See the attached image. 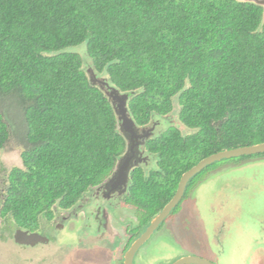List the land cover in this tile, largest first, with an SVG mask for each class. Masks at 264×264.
<instances>
[{
	"label": "trees",
	"instance_id": "1",
	"mask_svg": "<svg viewBox=\"0 0 264 264\" xmlns=\"http://www.w3.org/2000/svg\"><path fill=\"white\" fill-rule=\"evenodd\" d=\"M81 47L92 71L128 94L136 126L171 115L175 101L178 121L192 130L167 128L147 143L156 171L148 178L134 172L131 186L140 225L202 159L264 143L262 7L239 0H0V150L8 119L20 121L24 141L22 168L9 171L1 205L14 227L36 231L42 218L52 219V207H74L125 151L109 100L73 52Z\"/></svg>",
	"mask_w": 264,
	"mask_h": 264
},
{
	"label": "rangeland",
	"instance_id": "2",
	"mask_svg": "<svg viewBox=\"0 0 264 264\" xmlns=\"http://www.w3.org/2000/svg\"><path fill=\"white\" fill-rule=\"evenodd\" d=\"M73 52L81 57L87 77L95 74L88 66L91 60L85 49L81 47ZM95 75L98 80L107 79ZM178 110L174 101L169 121L157 120L160 122L155 137L170 126L182 135L192 133L178 121ZM8 122L10 136L0 150V264H123L124 233L129 228L126 218L134 219L130 209L119 210L116 220L123 219L120 225L110 216L112 233H117V237L106 232L108 235L97 233L89 238L90 234L86 233L89 230L81 222L82 213L77 221L64 223L60 210L54 207L53 219L47 222L42 218L37 229L38 234L50 238V243L37 244L34 248L15 244L13 235L17 228L9 215L4 219L1 205L9 187V171L22 168L20 154L24 141L20 121L13 118L12 123L9 119ZM204 174L205 178L198 175L194 185L189 184L188 196L138 250L133 264H172L182 257H197L213 264L264 261V156L221 160L211 164ZM176 209L177 215L171 218Z\"/></svg>",
	"mask_w": 264,
	"mask_h": 264
},
{
	"label": "water",
	"instance_id": "3",
	"mask_svg": "<svg viewBox=\"0 0 264 264\" xmlns=\"http://www.w3.org/2000/svg\"><path fill=\"white\" fill-rule=\"evenodd\" d=\"M245 3H253L263 8L264 15V0H239ZM89 82L92 86L98 87L104 92V95L109 100L113 112L119 123V132L126 142V152L119 159L112 177L109 181L110 188L126 185L129 173L133 167V160L135 159L136 150L138 148V139L142 138L137 135V128L130 117L127 109L128 94H121L116 88L109 86L107 81L98 80L95 74L89 76ZM145 137V136H144ZM264 154V143L238 147L230 150H223L221 152L212 154L195 166L184 172L180 177L177 189L170 201L162 208V210L150 221L149 226L144 233L141 234L132 244L129 250L126 251L123 257V264H133V257L137 250L149 239L153 232L160 226V224L169 216L180 203L185 192L187 183L195 177L199 172L207 166L225 159L239 158L243 156H254ZM137 164V163H136ZM15 243L18 245L34 247L37 244H47L49 239L36 232L27 233L17 230L14 236ZM173 264H213L207 260L197 257H182L176 260ZM258 264H264L261 260Z\"/></svg>",
	"mask_w": 264,
	"mask_h": 264
},
{
	"label": "flooded vegetation",
	"instance_id": "4",
	"mask_svg": "<svg viewBox=\"0 0 264 264\" xmlns=\"http://www.w3.org/2000/svg\"><path fill=\"white\" fill-rule=\"evenodd\" d=\"M168 116H170V115L162 116L160 119L164 122L169 121ZM157 120H159V119H155V121H151V122H149L148 125L143 126V127L135 125L137 128V135H141L142 138L137 140L138 141V148L136 150L137 156L133 160V167L129 173L128 181H127L126 185H124V186L120 185L117 188H115V187L110 188L109 181H110L112 174L115 170V168H114L111 175H109L98 186L88 188L87 192L84 195H82V198L79 200L78 204H76L74 207H71L69 209L60 210V213H59L60 218L64 221V223L69 222L72 219H75V221H77V218L79 219V217H78L79 213H82L83 218H82L81 222L83 223V226L86 229V231H87V229L89 230L86 232V233L90 234L89 238H92L91 236L93 234H97V233H100V234L109 233L110 234V233H112V228L114 229V226H112L110 216H111V219L113 221H115L116 224L120 225L123 222V219L116 220V216H117L119 210H122V211H125L127 209L133 210L134 219L132 218V221H130L129 218H126V221H127L126 227H129V228L126 229L125 233H124V235L126 236V242H125V247L123 249L124 253L122 255V258L124 257L126 251L130 249L131 244L138 237H140L142 233L145 232V230L147 229V227L150 224V221L162 210L161 209L154 217H151V219L149 220V222L146 225H144V224L140 225V220L136 217V215H138L140 213H139L138 208L132 204V202H134V198L131 196V186L133 185L132 184L133 173L137 171V172H140L144 178H148L151 175V172L156 171L157 164H155L156 163L155 157L153 156L154 154L148 150L147 143L150 140H152L153 138H155V136H154L155 129L158 127L159 122H160V121L158 122ZM171 127L172 126H170L168 128H171ZM172 128L176 129L175 127H172ZM125 152L126 151H124V153ZM118 161H117V163H118ZM202 171L199 172L198 174L202 173ZM195 177H193V178H195ZM203 178H205L204 173H203ZM192 179L187 183V186H186V189H185V192L183 194L181 201L184 200V198L186 196H188V194H189V190H188L189 184L191 182H192L191 184L195 183V180L194 179L192 180ZM186 191H187V194H186ZM53 210H54V207H52V212L54 214ZM177 211H178V209H176L174 211L171 218L174 217L175 215H177ZM170 214H169V216H170ZM52 219H53V216H52ZM164 221L160 224V226L158 228H160L163 225ZM60 227L62 228L63 226L61 225ZM15 228H17L15 230V233L17 230L27 232L28 234L33 233V232H36V233L38 232L37 230L36 231H29V230L21 229L18 227H15ZM158 228L156 230H158ZM156 230L154 232H156ZM115 234H117V233H115ZM115 234L112 233V235H114V237H117L118 235H115ZM14 236H15V234L13 235V241L15 242ZM45 237H47V236H45ZM47 238L49 239L48 243H50L51 242L50 238L49 237H47ZM16 245H18V244H16ZM18 246L19 247H28V246H23V245H18ZM31 248H34V247H31ZM138 250H137V252H138ZM136 253L134 254V257L136 255ZM134 257H133V259H134ZM121 262L123 263L122 259H121Z\"/></svg>",
	"mask_w": 264,
	"mask_h": 264
},
{
	"label": "clouds",
	"instance_id": "5",
	"mask_svg": "<svg viewBox=\"0 0 264 264\" xmlns=\"http://www.w3.org/2000/svg\"><path fill=\"white\" fill-rule=\"evenodd\" d=\"M110 86V85H109ZM112 87V86H111ZM134 122V121H133Z\"/></svg>",
	"mask_w": 264,
	"mask_h": 264
}]
</instances>
